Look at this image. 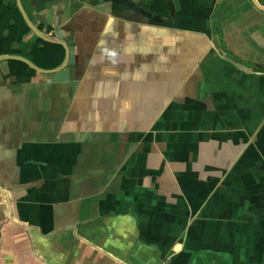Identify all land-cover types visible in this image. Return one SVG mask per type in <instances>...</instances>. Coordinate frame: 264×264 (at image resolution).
Segmentation results:
<instances>
[{
	"label": "crops",
	"instance_id": "1",
	"mask_svg": "<svg viewBox=\"0 0 264 264\" xmlns=\"http://www.w3.org/2000/svg\"><path fill=\"white\" fill-rule=\"evenodd\" d=\"M21 1L69 59L0 61V264H264V0Z\"/></svg>",
	"mask_w": 264,
	"mask_h": 264
},
{
	"label": "trees",
	"instance_id": "2",
	"mask_svg": "<svg viewBox=\"0 0 264 264\" xmlns=\"http://www.w3.org/2000/svg\"><path fill=\"white\" fill-rule=\"evenodd\" d=\"M38 28L42 29L38 25ZM29 35V37H27ZM22 55L41 68H53L64 58L60 44L47 42L29 29L19 12L15 0H0V54ZM10 76L19 81L29 79L36 71L19 60H7Z\"/></svg>",
	"mask_w": 264,
	"mask_h": 264
},
{
	"label": "water",
	"instance_id": "3",
	"mask_svg": "<svg viewBox=\"0 0 264 264\" xmlns=\"http://www.w3.org/2000/svg\"><path fill=\"white\" fill-rule=\"evenodd\" d=\"M114 1H118V2H121L123 4H126L127 6L135 9L136 11H138L144 15H147V16L152 15L151 12L140 7L139 5H137L132 0H114ZM252 2L256 6H258L259 8L261 7L258 4L257 0H252ZM15 3H16V6H17L19 12L21 13V16H22L24 22L29 27V29L34 33V35H36L37 37H39V38H41L47 42L62 45L64 47V50H65V55H64L63 60L57 66H55L53 68H48V69L41 68L38 65H36L35 63H33L31 60H29L28 58H26L22 55H17V54H0V61L9 60V59L19 60V61L27 64L29 67H31L35 71L41 72V73L58 72V71H61L62 69H64L66 67V65L68 63V59H69V48H68V44L66 43V41L60 37L51 35V34L45 32L44 30L38 28V26H36V24H34V22L30 19L29 15L27 14V12H26L23 4H22V1L21 0H15ZM169 7H170V11L172 13L173 12V5L171 2H169ZM263 9H264V7H263Z\"/></svg>",
	"mask_w": 264,
	"mask_h": 264
}]
</instances>
